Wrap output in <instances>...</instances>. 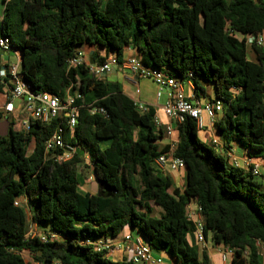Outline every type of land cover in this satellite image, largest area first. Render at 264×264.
Segmentation results:
<instances>
[{
  "label": "trees",
  "instance_id": "16d2710c",
  "mask_svg": "<svg viewBox=\"0 0 264 264\" xmlns=\"http://www.w3.org/2000/svg\"><path fill=\"white\" fill-rule=\"evenodd\" d=\"M236 34H264V0H0V36L20 53L23 80L35 92L71 95L79 108L72 136L66 113L32 123L27 133L0 116L9 122L7 137L0 138V264H27L23 252L42 264H137L113 261L92 244L127 227L178 264H210L188 242L195 229L186 217L189 202L201 207L206 239L236 249L229 264H264V184L229 166L187 118L177 126L174 152L187 177L182 192L172 189V178L154 167L169 151L160 147L165 133L154 123L155 111L140 112L119 84L91 76L86 63L68 66L84 47L120 61L134 48L146 67L191 80L196 90L201 81L213 85L223 104L217 132L264 157V49L248 48ZM98 52L92 58L101 64ZM5 88L0 84L2 100ZM58 127L78 146L63 165L44 156V142ZM84 162L112 197L81 192L77 168ZM17 199L27 206H16ZM153 206L161 217L153 216ZM29 221L63 240L27 239Z\"/></svg>",
  "mask_w": 264,
  "mask_h": 264
},
{
  "label": "built area",
  "instance_id": "2783aa9c",
  "mask_svg": "<svg viewBox=\"0 0 264 264\" xmlns=\"http://www.w3.org/2000/svg\"><path fill=\"white\" fill-rule=\"evenodd\" d=\"M248 48L257 46L264 49V34H249L239 35ZM0 49L5 55L13 54L16 62L10 63L6 59L0 66V84L5 85L6 94L3 96V103H0V116L10 119L14 123V127H19L22 132H29L31 124L39 122L47 124L54 119L66 113L68 117V129L72 136V130L76 125L79 108L75 106V97L67 95L61 99L55 95L44 92L32 91L31 87L23 80L21 75V55L19 52L11 49L8 38L0 36ZM87 53L84 49L78 50L77 54L68 61L69 68H75L84 63L89 67L91 76L97 79H104V77L111 73L112 70L119 69L123 72H129L131 75L127 80L137 84L141 79L151 80L157 87V97L160 98L165 90H169V98L163 112L170 124L164 129L165 136L172 138L177 133V126L183 123L187 118L194 119L198 131L205 128V117L210 120L212 124L218 121V117L223 114V104L219 100H213L205 104L193 100L194 97H187L184 92L186 84L192 85V81H181L168 74L163 69H155L146 67L141 58L131 56L125 61L118 60L114 53L108 55L104 54V62L101 64L90 63L86 58ZM17 101H20L17 104ZM135 106L140 112H146L148 107L144 106L139 101H134ZM92 114H105L103 109H92ZM154 123L158 128L162 127L161 121L155 116ZM66 129L58 127L53 134L44 142V156L45 159H52L55 163L63 165L72 161L78 151V146L65 140ZM177 141H173L169 145V151L160 155L154 161V167L164 175L170 172H178L186 169L184 160L175 156V148ZM213 146L220 148L219 143L214 140ZM33 144L28 147V151L32 149ZM34 149V147H33ZM227 154L232 160V166L251 172L254 176L260 173V161L247 159L240 163L239 159L234 155L231 147L227 148ZM192 202L186 206V217L188 221L192 222L195 229L193 231L199 251L202 253L207 248V239L204 234V221L201 213V207L198 203L192 207ZM16 206H27L25 199H17ZM27 239H39L41 243H51L62 241L63 237L51 231H43L38 226L29 221L26 232ZM97 252H107V258L112 257L116 249L124 251H132L136 259L143 264H164L159 257H154L151 248L145 244L141 239L134 238L130 234L126 235L123 240L117 245L108 243L105 239H100L92 243ZM223 264H228L234 257L236 249L216 245ZM264 248V247H262ZM264 250V249H263ZM248 255V251L245 252ZM42 264V263H38ZM52 264H63L56 260Z\"/></svg>",
  "mask_w": 264,
  "mask_h": 264
},
{
  "label": "crops",
  "instance_id": "0c3cea01",
  "mask_svg": "<svg viewBox=\"0 0 264 264\" xmlns=\"http://www.w3.org/2000/svg\"><path fill=\"white\" fill-rule=\"evenodd\" d=\"M82 49L86 51L87 53L86 58L89 59L90 63L91 62L94 63L93 58H92L94 56L93 53L95 51L98 52V50H94V49H100V48L84 47ZM104 54L105 52L103 50H99V52L96 53V57L101 58L103 57ZM137 55L138 53L134 48H127L124 51V55L121 61H125L129 57L137 56ZM4 59H7V58H4ZM250 59L254 61L253 55H250ZM2 62H5V61L2 60ZM130 75L131 74L129 72H123V71H120L119 69H115V70H112L111 73L107 74L104 77V80L110 83L119 84L124 94H126L132 100L139 101L140 103H142L144 106L148 108L151 107L155 111V116L161 121L162 128L165 129V127L170 124L169 119H167V117L165 116L163 112V107L165 106L169 98V90H165L162 96L158 98L157 97V87L151 80L141 79L138 81L137 84H134L131 81L127 80V77H129ZM199 86L200 88L196 90L193 83L192 85L186 84L184 86V92L186 96L194 97L193 100L199 101L201 104H205L207 102H210L216 99L215 89L213 85L201 81ZM0 103H3V100L1 98H0ZM17 104L19 103L17 102ZM221 116L222 115H220L218 119H220ZM198 133H199L198 135H199L200 140L205 145L213 149L216 153L223 156L226 159L229 166H232V160L226 152L228 147L232 148L234 155L239 159L241 164H243V162L247 159L260 161V173L258 176H256L257 177L256 179H258L259 182H262L264 184V157L263 156L258 155V154L257 155L251 154L248 150L244 149L238 142L225 140L217 132L215 124H212L210 120L206 117H205V128L201 131H198ZM177 140H178L177 133L174 134L172 138H168L167 136L164 135L163 139L159 141V144L161 148H164L166 146H169L173 141H177ZM214 140H216L219 143L220 145L219 149L213 146ZM33 147L32 149L28 151V154L32 153ZM168 175L173 180L172 189L177 188L182 192V190L184 189V184H185V180L187 177V168L184 170H180L178 172H170ZM181 179H183V184H182L183 186L180 185ZM90 180L91 181L87 182V180L84 178L85 183L82 186L84 191L83 192L81 191L82 193L87 192L86 190L87 184H92V177ZM88 189L91 190L90 192L93 191L92 187H89ZM191 204H192L191 205L192 207L196 206L195 202H192ZM162 215H163V211L160 217ZM129 234L134 238L141 239L146 244L145 240L143 239V237L140 235L138 231L132 230L128 227L125 228L118 237L114 239L108 238L105 240L108 241V243L112 245H117L123 240V238L126 235H129ZM187 239L190 245L198 247L194 233H189L187 236ZM23 253H26V252H23ZM23 253H22V256H23ZM203 253H206V255L208 256L210 260V264H223L221 261L220 254L216 248V245L212 243V241L210 240V237L207 240V248L205 251L202 252V254ZM27 254L29 255L28 259L24 258L27 264H38V262H36V260L34 259L33 255L29 253ZM152 254L154 257L161 258L164 264H178L175 258L171 254L165 251H152ZM109 259L113 261L127 260V261H133L137 264H143L142 262L136 259L132 251H124L122 249H116L114 253L112 254V257H109Z\"/></svg>",
  "mask_w": 264,
  "mask_h": 264
},
{
  "label": "rangeland",
  "instance_id": "374dc122",
  "mask_svg": "<svg viewBox=\"0 0 264 264\" xmlns=\"http://www.w3.org/2000/svg\"><path fill=\"white\" fill-rule=\"evenodd\" d=\"M0 53L4 58H7L6 60L9 61L10 63H14L16 62V58L15 56H13V54H8L5 55V53L0 49ZM18 103L20 101H17ZM31 153H29L30 155ZM86 161V160H84ZM78 173L82 174V176L87 180V182L91 181V177L93 176V171L91 168L87 167L86 163L84 162L83 164L79 165V167L77 168ZM86 182V183H87ZM85 183V182H84ZM183 184V179H181L180 181V185ZM183 186V185H182ZM80 190L83 192L84 189L81 187ZM153 216L154 217H160L161 213H162V209L157 207V206H153ZM263 251V249L261 248V252ZM24 258L28 259V254L27 253H23Z\"/></svg>",
  "mask_w": 264,
  "mask_h": 264
},
{
  "label": "water",
  "instance_id": "95a60500",
  "mask_svg": "<svg viewBox=\"0 0 264 264\" xmlns=\"http://www.w3.org/2000/svg\"><path fill=\"white\" fill-rule=\"evenodd\" d=\"M1 127L7 133V130H8V127H9V122L8 121L1 122L0 123V128ZM89 187H92V189H93L92 192H90L91 190L88 189ZM86 190H87V192H90L93 195H98L100 197L110 198V197L113 196V191L108 186H106L102 181H100L97 178L95 173H93V176H92V184H87V189Z\"/></svg>",
  "mask_w": 264,
  "mask_h": 264
},
{
  "label": "flooded vegetation",
  "instance_id": "af4514ba",
  "mask_svg": "<svg viewBox=\"0 0 264 264\" xmlns=\"http://www.w3.org/2000/svg\"><path fill=\"white\" fill-rule=\"evenodd\" d=\"M2 121H0V123H1ZM7 134L8 133H6V131H4L3 129H2V127L0 128V138H4V137H7Z\"/></svg>",
  "mask_w": 264,
  "mask_h": 264
}]
</instances>
